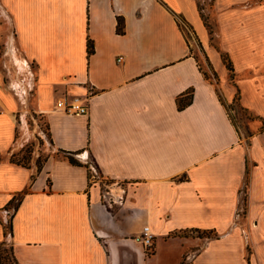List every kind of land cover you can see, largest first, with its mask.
I'll use <instances>...</instances> for the list:
<instances>
[{
	"label": "crops",
	"instance_id": "1",
	"mask_svg": "<svg viewBox=\"0 0 264 264\" xmlns=\"http://www.w3.org/2000/svg\"><path fill=\"white\" fill-rule=\"evenodd\" d=\"M74 96L87 114L58 107ZM236 98L264 119V0H0V243L21 264H264V131ZM32 100L40 167L12 161Z\"/></svg>",
	"mask_w": 264,
	"mask_h": 264
},
{
	"label": "rangeland",
	"instance_id": "2",
	"mask_svg": "<svg viewBox=\"0 0 264 264\" xmlns=\"http://www.w3.org/2000/svg\"><path fill=\"white\" fill-rule=\"evenodd\" d=\"M210 1V0H209ZM195 56L199 60V64L201 68L206 71L211 78L213 77L212 70L209 68L207 61L203 57V54L199 52V50H195ZM228 110L229 113L231 114V117L233 118L235 124L244 132H251L249 125L251 123H256L255 125H258V127L262 126L263 123L261 120L256 118L257 116L250 112V111H245L242 109L239 104L232 103L228 105ZM28 120L30 124V129L31 130H36L35 132V137H32V139L22 148H20L17 152H15L13 159L15 161H20V162H25L28 164L32 157L35 156V151H41V154L37 158V164H41V161L45 158V154L42 153V147L44 145H49L50 143V136H49V131H48V126H47V121L45 117L41 114H38L37 112L34 111V100L30 102V113L28 114ZM243 198L245 199V191L241 193ZM244 228V225H243ZM245 229V228H244ZM194 235H200L201 232H193ZM243 236H244V241L246 244V247L249 248V243H248V237L247 233H245V230H243ZM211 237L217 236V233L212 230L210 232ZM246 236V237H245ZM11 243L9 241H6L4 243H0V254L4 255L5 257H8L6 260L7 263H12L13 262V257L11 254ZM148 252H151L149 250L148 246ZM196 252H191L188 253L183 261V264H187L191 259L195 256Z\"/></svg>",
	"mask_w": 264,
	"mask_h": 264
},
{
	"label": "trees",
	"instance_id": "3",
	"mask_svg": "<svg viewBox=\"0 0 264 264\" xmlns=\"http://www.w3.org/2000/svg\"><path fill=\"white\" fill-rule=\"evenodd\" d=\"M203 17H204V15H203ZM206 19V18H205ZM208 24V23H207ZM117 30L119 31V32H122L123 30H122V20H121V18H119L118 19V27H117ZM213 32V30L211 29V33ZM94 51V47H93V44H92V42L90 41V43H89V46H88V52H89V54H91L92 52ZM222 57H223V60L225 61V63L227 64V67L229 68V69H231L232 70V67H231V61H230V59H229V57H228V55L226 54V53H222ZM202 69V68H201ZM203 73H204V75L206 76V77H210L209 76V74L206 72V71H204L203 70ZM214 74V77H216V74L215 73H213ZM192 96H193V93H192V91H189V93H188V95H187V97H186V99H185V102H183L180 98H179V108H184L185 106H187L188 104H190L191 103V100H192ZM238 103L239 104V102H238V99L236 98L235 99V101H234V103ZM239 106L242 108V109H244L245 111H248L247 109H245V108H243L240 104H239ZM227 108H228V105H227ZM256 118H258L259 120H261L262 121V123H263V125L260 127V131H264V119L263 118H261V117H259V116H257ZM232 120H233V118H232ZM233 122H234V120H233ZM235 123V122H234ZM236 125V124H235ZM49 136H50V134H49ZM246 136L247 137H251L252 136V132H246ZM67 157L69 158V160L71 161V162H73V163H78V161L74 158V157H72L71 155H67ZM12 161H14V162H17V163H19V164H23V165H28V164H26L25 162H20V161H15L13 158H12ZM39 167H40V164L38 165ZM212 230H203V231H201V230H198V232H201V234L199 235V236H204V237H211L210 236V232H211ZM184 234L185 233H183V232H176V233H173V235L174 236H184ZM11 254H12V257H13V262L12 263H7V259H8V257H5L4 255H2V253L0 254V264H21V263H19L18 261H17V259H16V257L14 256V253H13V248L11 247Z\"/></svg>",
	"mask_w": 264,
	"mask_h": 264
},
{
	"label": "built area",
	"instance_id": "4",
	"mask_svg": "<svg viewBox=\"0 0 264 264\" xmlns=\"http://www.w3.org/2000/svg\"><path fill=\"white\" fill-rule=\"evenodd\" d=\"M121 59V58H120ZM119 59V60H120ZM58 107L65 111L66 113H72V114H87L89 110L88 106V98H81L79 96H74L70 99L67 97H64L58 102ZM110 201L112 203L117 202L115 200H112L111 197ZM108 198V200H109ZM118 202H122V198L119 199ZM139 240L146 245L147 247L153 245V235L148 232V228L146 227L141 235L139 237Z\"/></svg>",
	"mask_w": 264,
	"mask_h": 264
}]
</instances>
